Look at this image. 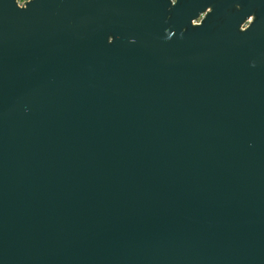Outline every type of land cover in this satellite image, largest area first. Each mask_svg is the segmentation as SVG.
Wrapping results in <instances>:
<instances>
[{"label": "water", "instance_id": "obj_1", "mask_svg": "<svg viewBox=\"0 0 264 264\" xmlns=\"http://www.w3.org/2000/svg\"><path fill=\"white\" fill-rule=\"evenodd\" d=\"M0 264H264V0H0Z\"/></svg>", "mask_w": 264, "mask_h": 264}, {"label": "built area", "instance_id": "obj_2", "mask_svg": "<svg viewBox=\"0 0 264 264\" xmlns=\"http://www.w3.org/2000/svg\"><path fill=\"white\" fill-rule=\"evenodd\" d=\"M29 0H16V4L19 6V7H22V5L24 4V2H27ZM175 2V0H173ZM197 23L200 22V19L196 21Z\"/></svg>", "mask_w": 264, "mask_h": 264}]
</instances>
